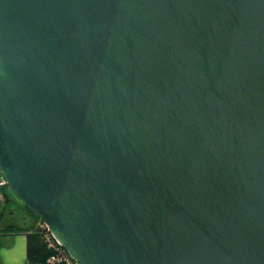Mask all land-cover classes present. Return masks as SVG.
I'll list each match as a JSON object with an SVG mask.
<instances>
[{"label":"water","instance_id":"water-1","mask_svg":"<svg viewBox=\"0 0 264 264\" xmlns=\"http://www.w3.org/2000/svg\"><path fill=\"white\" fill-rule=\"evenodd\" d=\"M0 169L77 264H264V0H0Z\"/></svg>","mask_w":264,"mask_h":264},{"label":"crops","instance_id":"crops-1","mask_svg":"<svg viewBox=\"0 0 264 264\" xmlns=\"http://www.w3.org/2000/svg\"><path fill=\"white\" fill-rule=\"evenodd\" d=\"M8 201V195L0 190V264H28L27 235L5 229L8 216H14Z\"/></svg>","mask_w":264,"mask_h":264},{"label":"rangeland","instance_id":"rangeland-1","mask_svg":"<svg viewBox=\"0 0 264 264\" xmlns=\"http://www.w3.org/2000/svg\"><path fill=\"white\" fill-rule=\"evenodd\" d=\"M4 194L8 195L9 202V210L14 212V216H8L6 225H13L14 227L11 229L12 232H23L26 235L31 232V229L38 232L42 237L44 243L47 245L46 235H48V229L46 226H42L44 223L43 219L34 213L32 210L27 208L11 191L10 188H5L3 191ZM46 240V241H45ZM50 243H48L47 248L53 254L52 249L49 247ZM50 254V255H51ZM59 264H66L62 261Z\"/></svg>","mask_w":264,"mask_h":264},{"label":"trees","instance_id":"trees-1","mask_svg":"<svg viewBox=\"0 0 264 264\" xmlns=\"http://www.w3.org/2000/svg\"><path fill=\"white\" fill-rule=\"evenodd\" d=\"M13 227V225H8L5 229L12 231ZM50 254L51 251L47 248L39 233L31 229V232L27 234L28 264H46Z\"/></svg>","mask_w":264,"mask_h":264},{"label":"built area","instance_id":"built-area-1","mask_svg":"<svg viewBox=\"0 0 264 264\" xmlns=\"http://www.w3.org/2000/svg\"><path fill=\"white\" fill-rule=\"evenodd\" d=\"M7 187L9 188L8 182L3 177L0 169V190H2L3 192ZM42 226H46V228L48 229L45 222L42 224ZM46 240L45 241L47 242V245L48 243H50L49 247L53 251V254L49 255V257L47 258L46 264H59L62 261H64L66 264H77L71 258L67 250L53 237L49 229H48V235H46Z\"/></svg>","mask_w":264,"mask_h":264}]
</instances>
